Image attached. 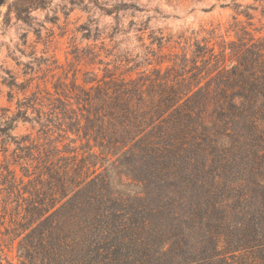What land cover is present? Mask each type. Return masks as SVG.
Wrapping results in <instances>:
<instances>
[{
	"label": "trees",
	"instance_id": "obj_1",
	"mask_svg": "<svg viewBox=\"0 0 264 264\" xmlns=\"http://www.w3.org/2000/svg\"><path fill=\"white\" fill-rule=\"evenodd\" d=\"M249 10L228 41L149 37L151 69L99 63L0 124L20 162L23 204L0 216L18 264H264V25ZM17 120L36 135L11 137Z\"/></svg>",
	"mask_w": 264,
	"mask_h": 264
},
{
	"label": "rangeland",
	"instance_id": "obj_2",
	"mask_svg": "<svg viewBox=\"0 0 264 264\" xmlns=\"http://www.w3.org/2000/svg\"><path fill=\"white\" fill-rule=\"evenodd\" d=\"M121 1L138 10L112 15L101 10ZM234 2L240 7L235 8ZM246 5L257 8L248 12L253 15L251 28H260L264 16L260 15L261 2L254 0H5L0 6V124L20 107L26 117L34 118L41 104L49 107L47 100L57 80L69 82L76 77L81 83L102 73L104 66L99 63L130 68L133 76L151 69L153 64H147L155 59L150 52L156 45L150 44L149 37L163 35L170 38V45L180 41L187 50L195 41L209 39L212 32L228 41L233 37L226 33L232 17ZM140 25L145 29L137 31ZM215 41L218 39L211 43ZM38 128L33 122L17 120L11 137H34ZM16 152L14 140L3 142L0 137V216L4 227L9 225L8 214L23 204L20 186L9 184L14 176L15 180L21 176ZM0 249V264H18L16 242L12 244L10 236L0 234Z\"/></svg>",
	"mask_w": 264,
	"mask_h": 264
}]
</instances>
